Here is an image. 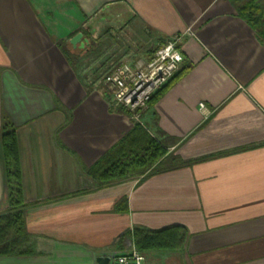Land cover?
Returning a JSON list of instances; mask_svg holds the SVG:
<instances>
[{
	"label": "crops",
	"instance_id": "0c3cea01",
	"mask_svg": "<svg viewBox=\"0 0 264 264\" xmlns=\"http://www.w3.org/2000/svg\"><path fill=\"white\" fill-rule=\"evenodd\" d=\"M113 16L155 41L181 36L183 60L142 121L190 163L97 188L83 167L135 120L63 47L84 49L86 26ZM3 115L16 128L27 236L0 264H109L137 248L135 227L172 225L187 228L184 244L142 250L146 264H264V43L233 0H0V213Z\"/></svg>",
	"mask_w": 264,
	"mask_h": 264
},
{
	"label": "trees",
	"instance_id": "16d2710c",
	"mask_svg": "<svg viewBox=\"0 0 264 264\" xmlns=\"http://www.w3.org/2000/svg\"><path fill=\"white\" fill-rule=\"evenodd\" d=\"M233 2L239 14L264 43V0H233ZM89 39V44L79 50L80 52L63 47V53L73 67L77 68L81 65L84 57L89 54L94 52L101 54L104 42L99 38L89 37ZM165 41L163 38L156 40L148 50L149 58ZM119 64L113 65L109 70ZM169 80L154 92L149 103L166 90ZM100 84L101 87L106 88L102 80ZM2 144L9 206L7 211L0 213V255H12L21 253L22 241L27 236V230L24 226L26 204L22 193L16 128L7 115H3L2 119ZM167 145L166 139L156 138L143 124L134 121L132 128L112 148L92 165L84 166L83 169L99 188L135 175L156 174L190 163L175 151L168 152ZM186 237L187 228L182 225H172L158 230L135 227L133 231L135 245L140 251L150 248H177L184 244Z\"/></svg>",
	"mask_w": 264,
	"mask_h": 264
},
{
	"label": "built area",
	"instance_id": "2783aa9c",
	"mask_svg": "<svg viewBox=\"0 0 264 264\" xmlns=\"http://www.w3.org/2000/svg\"><path fill=\"white\" fill-rule=\"evenodd\" d=\"M180 35L166 40L148 60L135 64L122 62L107 71L102 82L110 92L113 104L143 124L142 114L148 108L154 92L178 70L183 54ZM203 105V104H202ZM109 264H146L145 255L133 248L129 252L114 254Z\"/></svg>",
	"mask_w": 264,
	"mask_h": 264
},
{
	"label": "rangeland",
	"instance_id": "374dc122",
	"mask_svg": "<svg viewBox=\"0 0 264 264\" xmlns=\"http://www.w3.org/2000/svg\"><path fill=\"white\" fill-rule=\"evenodd\" d=\"M119 14H121V11ZM86 28L93 37L99 38L105 45L101 54L94 52L84 57L81 66H79V72L82 77L87 78L89 81L90 78L93 79V84L99 90L107 92H109L108 89L101 87L100 84L103 75L121 60L131 64H134L140 58L145 60L150 55L148 50L156 43L149 36L139 32L141 29L137 28L132 19L123 21L114 17L110 22L104 23L99 18L98 21H92V24L87 25Z\"/></svg>",
	"mask_w": 264,
	"mask_h": 264
},
{
	"label": "water",
	"instance_id": "95a60500",
	"mask_svg": "<svg viewBox=\"0 0 264 264\" xmlns=\"http://www.w3.org/2000/svg\"><path fill=\"white\" fill-rule=\"evenodd\" d=\"M82 36H83L82 33H78V34H76V35L72 38V43H75L76 41H79V40L81 39ZM86 42H87V39H84L83 42L81 43V45L84 46Z\"/></svg>",
	"mask_w": 264,
	"mask_h": 264
}]
</instances>
